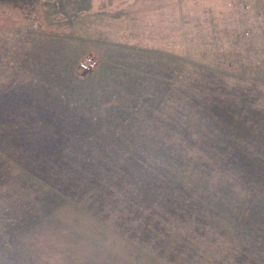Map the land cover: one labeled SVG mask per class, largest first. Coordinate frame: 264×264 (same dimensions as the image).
Wrapping results in <instances>:
<instances>
[{"label":"rangeland","instance_id":"374dc122","mask_svg":"<svg viewBox=\"0 0 264 264\" xmlns=\"http://www.w3.org/2000/svg\"><path fill=\"white\" fill-rule=\"evenodd\" d=\"M0 264H264V0H0Z\"/></svg>","mask_w":264,"mask_h":264},{"label":"trees","instance_id":"16d2710c","mask_svg":"<svg viewBox=\"0 0 264 264\" xmlns=\"http://www.w3.org/2000/svg\"><path fill=\"white\" fill-rule=\"evenodd\" d=\"M32 115V114H31ZM8 118H10L8 116ZM23 134H26V130H22ZM29 132V131H28ZM36 136L40 135L43 138H45L47 141H52V145H57V142L59 141V139L61 138L62 135H59L57 133V131H55V133L53 135L48 136L47 134L45 135L44 132L39 133V130L35 131ZM43 134V135H42ZM35 136V137H36ZM44 136V137H43ZM27 137L30 139L29 134L27 135ZM93 144L91 142L89 143H84L81 144L80 146H75V148L73 147L72 150H68L65 152H70L72 155H67L66 157L62 158L60 161H58L55 165V167L57 168L56 172H53L54 174H56L58 176V179L60 178L62 171L65 168H67L66 173H70L71 176H76L72 177V179H77V181H84L85 175L83 174L80 177L78 176V172L75 171H79L78 169L82 170V172H86L85 170L88 168H91L92 171H97V170H102L103 167L105 168H110L112 169L114 176L116 177L115 181L118 180H123V177H125L126 172L129 170L131 171V174L133 172H135V170L133 171V169H136V173H133V181L135 182L137 180V182H139V180L141 182H143L144 184H153L155 181V184H153V193L155 194H160L161 192H164V185H167V180H165V178L163 176H158L156 173H153L154 171H159L157 169H159V167L163 164L165 165H169V167L171 166V161L170 159V151H167L165 153V155L163 157H159L156 156V162L158 164L159 167H155V164H152L150 161L151 160H145V164L143 166V168L141 170L135 168V164L133 160H124V161H118V159H115V157L113 158H103V156H98V154L100 153V151H98L97 149H95L93 146ZM78 151H83L81 152V156H79L77 153H79ZM105 152V149L103 148V150ZM77 152V153H76ZM95 153V155L93 154ZM148 163V165H147ZM62 164L63 166H58ZM48 166V164L46 165ZM45 166V167H46ZM173 166V165H172ZM65 167V168H63ZM168 169H164L163 171H167ZM117 168H120L121 171H123L120 175H117L119 173V170H117ZM149 169V170H148ZM180 170V166L175 167V169H171L170 171L173 172L174 176L176 177L178 174V171ZM175 171V173H174ZM49 174V172H48ZM156 174V175H154ZM173 174L171 175L173 177ZM117 175V176H116ZM178 177V176H177ZM177 177L175 179H177ZM164 178V179H163ZM108 185L110 186V184H107L105 186L108 187ZM104 186V188H105ZM148 186V185H146ZM103 191H105L104 193L102 192V194L100 196H98V198L102 199L103 201L107 202V203H114V201H116L117 199L115 197L110 198L109 196V189L105 188ZM102 197V198H101ZM106 203V204H107Z\"/></svg>","mask_w":264,"mask_h":264},{"label":"built area","instance_id":"2783aa9c","mask_svg":"<svg viewBox=\"0 0 264 264\" xmlns=\"http://www.w3.org/2000/svg\"><path fill=\"white\" fill-rule=\"evenodd\" d=\"M96 65V59L93 57H89L80 63V72L84 75L85 73L94 69Z\"/></svg>","mask_w":264,"mask_h":264}]
</instances>
